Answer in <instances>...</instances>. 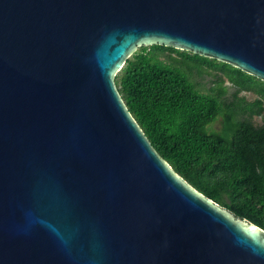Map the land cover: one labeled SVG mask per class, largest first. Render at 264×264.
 <instances>
[{
    "label": "water",
    "instance_id": "1",
    "mask_svg": "<svg viewBox=\"0 0 264 264\" xmlns=\"http://www.w3.org/2000/svg\"><path fill=\"white\" fill-rule=\"evenodd\" d=\"M152 45L264 81V0H0V264H264L120 96Z\"/></svg>",
    "mask_w": 264,
    "mask_h": 264
},
{
    "label": "trees",
    "instance_id": "2",
    "mask_svg": "<svg viewBox=\"0 0 264 264\" xmlns=\"http://www.w3.org/2000/svg\"><path fill=\"white\" fill-rule=\"evenodd\" d=\"M115 84L178 175L236 218L264 229V123L252 121L264 112V81L215 59L152 45L133 53ZM242 92L256 98L248 101Z\"/></svg>",
    "mask_w": 264,
    "mask_h": 264
},
{
    "label": "rangeland",
    "instance_id": "3",
    "mask_svg": "<svg viewBox=\"0 0 264 264\" xmlns=\"http://www.w3.org/2000/svg\"><path fill=\"white\" fill-rule=\"evenodd\" d=\"M209 84L210 83L208 82V84H206V86L208 87ZM226 85L228 87L231 86L230 83H228V82H227ZM233 92H234V89H231L230 90V93L232 94ZM240 96H245L248 101H253L256 98L255 94H253L252 92H242V93H240ZM252 121H253V123L256 126H262L263 123H264V112H263V115H261V116H255V117H253V120ZM215 128L220 129L221 128V124L219 122H217L215 124Z\"/></svg>",
    "mask_w": 264,
    "mask_h": 264
}]
</instances>
